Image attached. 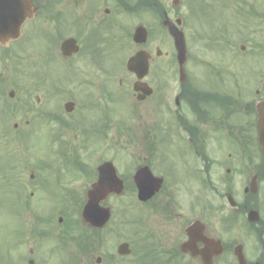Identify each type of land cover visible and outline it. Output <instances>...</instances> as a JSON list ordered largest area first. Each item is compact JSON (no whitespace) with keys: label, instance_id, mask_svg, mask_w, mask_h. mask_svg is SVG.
<instances>
[{"label":"flooded vegetation","instance_id":"flooded-vegetation-1","mask_svg":"<svg viewBox=\"0 0 264 264\" xmlns=\"http://www.w3.org/2000/svg\"><path fill=\"white\" fill-rule=\"evenodd\" d=\"M8 1L20 6L16 13L24 20L15 40L12 26L0 28V106L6 118L14 112L2 105L4 95L14 93L13 55L31 54L37 43L39 63L23 69L28 81L17 107L22 118L12 129L20 136L45 133L58 158L10 166L11 182L24 178L23 188L32 189L24 204L35 217L26 235L42 243L35 246L40 249L51 237L62 253H55L56 264H93V254L105 248L97 234L114 217L112 201L119 210L129 181L137 200L134 176L148 182L150 172L162 184L149 199L137 200L150 217L145 213L136 226L135 264H264V0H201L196 11L188 0H0V23L9 25ZM190 17L198 19L194 36L200 49L198 57L187 53L180 82L172 38L162 23L179 20L186 42ZM131 22L146 29L145 41L132 43L144 52L147 71H127L130 82L120 77L115 86L109 72L121 65L124 41L132 40L126 33ZM157 22L169 45L162 52L152 33ZM66 39L74 43L63 56ZM161 58L165 64L156 66ZM162 71L164 82H157ZM172 74L179 80L174 89ZM124 116L135 121V168L123 175L115 167L123 190L105 194L95 184L100 174L110 180L99 168L106 161L115 166L111 147L118 154L124 150ZM109 150L111 159H90L93 152ZM85 151L90 154L82 158ZM89 196L109 210L100 229L80 218ZM52 199L58 200L54 206ZM44 200L50 202L42 210ZM114 229L120 230L119 222ZM51 250L45 247L46 260ZM28 253L36 261L37 252Z\"/></svg>","mask_w":264,"mask_h":264},{"label":"rangeland","instance_id":"rangeland-1","mask_svg":"<svg viewBox=\"0 0 264 264\" xmlns=\"http://www.w3.org/2000/svg\"><path fill=\"white\" fill-rule=\"evenodd\" d=\"M207 1V0H203ZM212 3L214 1H220V0H210ZM201 4V0H188V5L190 8L193 9V11H196L199 8V5ZM136 24L131 22V24L126 27V33H132L134 27ZM188 30H187V49L188 52L192 57H198L199 55V49L200 44L196 38V32L198 30V19L197 18H191L188 20ZM152 33L153 37L155 39L156 45L162 50L166 51V49L169 47L165 34L162 32V29L157 22L156 24L152 25ZM125 42L128 47H126ZM34 52H31V54L28 53H14L13 55V90H14V96L12 98L8 97V94L6 93L3 97L2 105L5 106L7 104L8 106H11L14 110L12 114H9V117H4V122L2 123L1 119L3 118V115L5 114V111L0 106V264H26L27 258H33L32 254L28 253L29 248H33L34 252H37L36 255L38 258L36 259V264H56L55 259V253L58 252L60 257L62 255L61 251H58L53 245V240L51 237H45L44 239L50 240V243H47V245H41L40 249H38L35 244H42L34 242L36 238H31L30 236L26 235V228L29 227L31 224V227L34 228V216L33 212L28 213L27 212V206L24 204V201L22 200L25 197H28V192L31 191V187L28 185L23 188V185L21 182L27 181L24 178H16L12 180L10 184V166L15 161H22V160H28V161H34L35 159L39 158L41 160H52V159H58L57 154L56 158L53 157V151L50 149L52 146L51 144H48L47 137L45 133L39 132V133H31L29 135H23L20 136L19 131L14 132L12 129V125L14 122L20 120L22 118L21 110L17 108L20 105L21 97L23 96L25 87L27 86L28 78L25 77L23 74V69L25 68V65L27 63H32L34 65H37L39 63L37 58L36 51L39 49L38 44L35 43L34 45ZM131 46V47H129ZM38 48V49H37ZM124 55L122 63H125L127 57L131 55L135 51V46H133V43L131 41V38L128 37L124 41L123 45ZM30 53V52H29ZM29 60V61H22L21 60ZM174 63V61L172 62ZM165 64V59L161 58L156 61V66H160ZM190 64H196L195 60H192ZM155 66V67H156ZM111 67V66H109ZM112 72H109V75L113 78L112 85L117 86V80L120 77H125L128 82H130L129 78L127 77L126 71L123 66L118 65L117 70L120 72H115L116 70L111 67ZM156 70H159L156 69ZM175 70V66H174ZM123 71V72H122ZM115 72V73H113ZM159 74V72H158ZM164 76L165 72L162 71V76L157 79V82H164ZM32 79V78H31ZM36 79V77H35ZM37 80V79H36ZM172 87L173 89L178 84L177 82V76L175 74H172ZM37 85V84H36ZM173 94V92H172ZM164 112V109L162 110ZM125 118L123 119L124 122V138L123 143L124 150L120 151L122 153L118 154V150L115 147H111L112 152L115 154V167L118 168L123 175L125 173L134 172L135 168V156H136V149L135 144H137L135 132L133 131L135 129V121L132 118ZM27 118V115L26 117ZM110 135H112V131L110 130L108 133V140L111 143ZM112 152L109 150V152L101 153V152H93L90 159L92 161H97L103 156H108V158L111 159ZM90 154L89 151H85L81 153L82 158H85ZM131 168V171H129ZM18 171L21 169L18 168ZM79 171L73 170L72 176L76 177L78 175ZM129 174V176H130ZM131 177V176H130ZM130 179V178H128ZM26 183V182H25ZM131 181L126 183V190L122 197L118 200V205L120 207L119 210L117 209L116 201H112L113 205L115 202L116 209L114 210V217L111 220V223H109L107 229L104 231H100L97 236L99 241L105 242V248H102L99 246V248L96 250L98 252L93 254L92 257V263H95L96 257H100L101 261L99 264H135L136 259L134 254L131 253V255L126 257H120L116 254V246L118 243L122 241H126L129 243L130 248L135 250L137 245V237H136V226L138 225V221H140V217L144 215L145 213H149L146 211L147 209L143 207H139V203L137 202L135 198V193L133 191L132 184H130ZM84 185V184H83ZM22 187L23 192L14 189V187ZM30 198V197H28ZM49 200H44L40 202L39 207L42 210L47 209L49 206ZM58 202L57 199H52L53 206ZM32 203V201H31ZM79 208H76L74 211L76 215L74 218H79ZM120 223V230L116 231V227L114 229V225L117 223ZM144 225H148L150 222L144 217L142 220ZM29 237V242L27 243V238ZM46 243V242H45ZM45 247H52L51 250V257L46 260L45 255ZM110 251V253L113 255V258H108L106 251ZM107 251V252H108ZM41 256H44L43 259L39 258ZM39 261V262H38Z\"/></svg>","mask_w":264,"mask_h":264},{"label":"water","instance_id":"water-1","mask_svg":"<svg viewBox=\"0 0 264 264\" xmlns=\"http://www.w3.org/2000/svg\"><path fill=\"white\" fill-rule=\"evenodd\" d=\"M163 24L168 28L170 34L173 37L174 46L177 52L178 64H179L180 70L183 71L182 69H183L185 59H186V47L184 43L183 34L175 26H172L166 22ZM18 26H19L18 24H13V29H16V27ZM143 36H144V33L141 31V28H136L135 33H134V40L136 42L142 41L144 38ZM66 47H68V49L70 50L69 46H66ZM69 50H65V51L69 52ZM127 66L130 70H132L133 72L137 74L138 73L142 74L147 69L145 58L138 56V55H134L130 57L127 62ZM181 80H183V78H181ZM105 166L106 167L103 169L105 172L108 171V179L110 180L108 181L105 177L102 178V175L100 174V179L96 185L97 189H99V191L104 192V193H107L110 191L119 192L122 189V185L119 181L116 180L111 164H108V167H107V164H105ZM136 181H137V187H138V197L140 200H145L148 197H150L153 194L154 190H157L159 186V181L157 180H150L148 182H142L138 180V177H136ZM98 201H99L98 198L89 197L87 203L84 205V208L82 210L83 219L86 222H88L90 225L95 226V227H101L104 224V222L108 219V216H109L107 209H102L97 206ZM129 252L130 251L128 249L127 244H121L118 247L119 254H128ZM29 264H33V263L30 262Z\"/></svg>","mask_w":264,"mask_h":264}]
</instances>
